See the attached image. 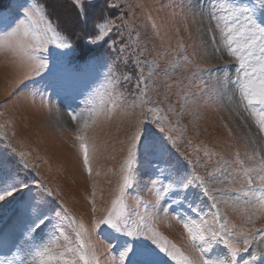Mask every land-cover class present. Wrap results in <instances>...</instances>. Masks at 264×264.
Segmentation results:
<instances>
[{
	"label": "rangeland",
	"instance_id": "rangeland-1",
	"mask_svg": "<svg viewBox=\"0 0 264 264\" xmlns=\"http://www.w3.org/2000/svg\"><path fill=\"white\" fill-rule=\"evenodd\" d=\"M24 3L0 0V16L7 18L6 23H0V31L10 30L9 25L15 27V22L24 19L20 7ZM31 4L42 9L62 35L71 37L73 63L93 54L102 57L108 67H98L87 77L56 80L46 71L34 75L21 70L14 62V53L8 47L0 48V178L16 177L30 185L29 191L0 206V233L10 239L7 245H0V261L38 264L33 244L43 233L26 242L17 226V202L31 195L57 211H62V205L85 226L84 240L101 264H119V249L109 254L93 221L105 217L113 200L121 195L122 167L134 124L142 109L150 106L140 105L136 84L141 75L148 81L146 98L164 110L176 145L169 146L162 156L140 154L133 165L134 186L123 193L125 214L133 226L155 228L199 262V241L194 244L173 217L179 213L199 222V216H206L211 222L216 211L212 200L195 185L184 191L161 192L159 197L156 189L166 185L169 178L176 181L199 175L207 179L208 172L220 175V169L223 182L210 185L220 190L216 193L220 215L236 231L264 229V210L256 197L245 195L248 185L243 171L255 169L248 173L253 187L264 183L260 180L264 175L260 171L264 134H258L254 120L240 103L239 86L234 83L235 59L213 43L215 21L208 17L209 0H93L87 18L78 14L73 0H28ZM113 4L116 7H109ZM101 17L114 21L113 31L106 44L90 46L86 35L94 24L103 22ZM49 47L55 49L54 45ZM56 71L53 63L51 72ZM134 101L138 105L135 108ZM169 107L172 112H168ZM70 110L82 113L78 121L87 118L89 110L95 112V123L89 120L85 130L96 145L95 153H90L91 175L83 165L75 140L77 122L72 121ZM154 115L148 113V119ZM19 151L28 153L27 168ZM153 179L160 182L153 185ZM53 223H63L64 234L75 244L77 224L69 225L63 213L61 220L53 219ZM50 230L51 225L44 232L51 235ZM262 239L258 236L254 241L256 250L264 247ZM65 243L64 237H59L58 244ZM207 256L224 259L228 250L223 243H216ZM161 258L167 264H177L163 254ZM240 258H247V253H241Z\"/></svg>",
	"mask_w": 264,
	"mask_h": 264
},
{
	"label": "snow or ice",
	"instance_id": "snow-or-ice-1",
	"mask_svg": "<svg viewBox=\"0 0 264 264\" xmlns=\"http://www.w3.org/2000/svg\"><path fill=\"white\" fill-rule=\"evenodd\" d=\"M73 3L78 14H83L85 18L88 16V10L94 7L93 0H73ZM20 7L23 9L24 19L15 22V27L9 25L10 30L0 31V48L8 47L14 53L16 57L14 62L21 70L34 75L46 71L56 80L63 78L71 81L93 74L98 67H108L102 57L81 58L80 63H73L75 50L71 37L62 35L48 20L43 10L35 4L29 6L28 0H25ZM109 7L114 8L116 5H109ZM201 15L203 16V13ZM208 17L215 21L213 43L222 46L238 65L234 83L239 86L240 103L249 118L254 120L258 134H264V19L260 18L264 17V0H249L248 3L209 0ZM101 20L103 22L94 24L92 32L86 35L90 46L106 44L113 31L114 21L103 17ZM6 22L7 18L0 16V23ZM49 45H54L55 49L53 50ZM44 53L47 55H43ZM53 63L57 68L55 73L51 72ZM147 83V79L141 75L136 84L137 92L140 93V105L150 106L146 110L142 109L134 124L135 131L130 137L128 154L122 167L124 175L123 183L120 185L121 195L113 200L112 207L107 210L105 217L93 221L97 234L106 241L109 254L119 249V264H167V261L161 258L162 254L167 260L176 261L177 264H241V259L242 264H264V247H260L259 250L254 247L256 238L264 237V229L253 228L249 232L236 231L235 226L230 227L227 218L220 215L218 208L220 201L216 195L220 190L210 185L223 182L220 180V176L224 175L223 170L217 169L220 175L208 172L207 179L199 175L184 176L176 181L169 178L166 185L162 184L160 189H156L159 197L161 192L168 194L184 191L195 185L201 189L204 196L212 200L211 207L216 211L212 215L211 222L206 216H199V222L179 213L173 217L183 225L194 244L199 241L196 245L202 254L199 262L190 259L175 243L170 242L155 228H150L146 224L144 227L133 226L130 217L126 216L123 193L134 186L136 168L133 165L137 163L138 156L140 154L162 156L169 146L176 145L172 127L164 110L154 104L151 98H146ZM141 85L144 86L143 89ZM137 106L134 101L132 107ZM168 112H172L171 107ZM148 113H155L153 119H148ZM69 115L73 122H77L75 140L82 153L84 168L91 175L90 153H95L96 145L94 141H89L85 130L89 126V120L95 123L93 118L95 112L89 110V116L82 121H78V116L82 115L80 112L70 110ZM18 155L24 161V167L27 168L28 153L19 151ZM260 164V171L264 172V158L261 159ZM254 170L253 168L243 170L248 185L244 192L246 196L251 194L256 197L260 202L261 210H264V183L259 188L253 187V179L248 175ZM260 180L264 182V175L260 176ZM158 182L160 181L157 179L151 181L153 185ZM41 187L44 186L41 185ZM29 189L30 185L25 180L16 177L0 178V206L7 203L9 198H14ZM44 191L49 196L52 195L51 190L44 188ZM248 202L252 203L251 200ZM92 203V212L95 217L97 209L95 202ZM59 207L62 211L49 207L44 200H36L35 196L31 195H24L17 202V226L20 235L28 242L35 241L37 233H43L41 240L33 244L38 264H81V262L82 264H101L95 251L91 250L84 240L83 223L76 222L62 205ZM192 210L199 215L198 209L193 207ZM49 212L54 213V216L49 215ZM62 213L63 220H66L69 225L77 224L75 244L64 234L63 223L59 225L53 223V219L61 220ZM49 225H51V235L44 232ZM61 236L66 241L63 245L58 244ZM8 243L10 239L0 233V245ZM216 243L225 245L228 250L226 258L212 259L207 256ZM241 244L243 247L240 246ZM261 244H264V239L261 240ZM241 253H247V258H240ZM0 264H13V260L0 261Z\"/></svg>",
	"mask_w": 264,
	"mask_h": 264
},
{
	"label": "trees",
	"instance_id": "trees-1",
	"mask_svg": "<svg viewBox=\"0 0 264 264\" xmlns=\"http://www.w3.org/2000/svg\"><path fill=\"white\" fill-rule=\"evenodd\" d=\"M71 40H72V39H71ZM88 57H95V55L92 54V55H90V56H88ZM86 58H87V57H86ZM76 61H78V62L81 61V58H80L79 60H76Z\"/></svg>",
	"mask_w": 264,
	"mask_h": 264
}]
</instances>
